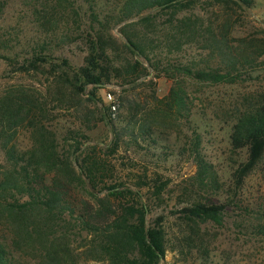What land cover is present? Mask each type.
I'll return each mask as SVG.
<instances>
[{
    "label": "trees",
    "instance_id": "1",
    "mask_svg": "<svg viewBox=\"0 0 264 264\" xmlns=\"http://www.w3.org/2000/svg\"><path fill=\"white\" fill-rule=\"evenodd\" d=\"M78 1L24 0V3L34 6V18L47 33L55 35L63 23L61 39L69 40L73 35L71 22L79 18L75 7ZM200 1L123 0L112 17L97 20V27H91L87 33L85 65L79 69L55 58L51 50L45 49L47 45L25 60L21 70L48 76L51 100L39 97L34 90L14 87L0 96V150L4 156L0 166V264H85L84 258L102 264H159L165 258L163 221L148 226V207L139 193L126 184L109 185L104 181L108 166L97 153L98 145H90V138L78 130H70L59 139L53 123L55 110L83 107L86 86L93 87L86 99L89 102L96 100L99 88L114 80L131 85L146 76L147 68L135 60L137 56L145 58L158 75L163 72L174 80L170 94L163 100L156 99L158 105L149 118L186 120L193 84L238 83L248 62L241 60V47L228 42L230 32L221 36L201 31L200 17L188 14ZM209 1L238 9L250 4V0ZM4 5L0 3V12ZM167 14L169 19L159 23ZM134 18L139 19L121 28L125 41L111 33L113 26ZM161 24V42L151 47L147 34H157ZM227 27L231 28L229 20L225 21L224 28ZM140 28H145L147 34L142 36ZM196 42L219 51L214 66L170 63V55L185 54ZM163 54L169 61L166 64L162 62ZM140 113L131 114L124 121L127 125L135 122L132 126H136L140 135L156 143L160 131L149 127L148 121L137 119L135 115ZM231 113V152L236 154L245 149L247 153L246 161L233 173L234 182L241 186L264 162V91L244 97ZM111 114L109 105L100 111V121L113 127ZM20 130L29 134L27 149L17 145ZM113 130L114 141L107 149L111 153L121 144V133ZM201 144L200 135L193 132L190 152L198 167V185L210 187L216 182L210 181L211 166L202 154ZM102 191L106 193L100 196ZM115 201L124 205L117 210ZM225 211L224 205L213 201L201 203L189 199L182 213L188 220L220 224ZM261 214L264 221V211ZM253 228L264 232V224Z\"/></svg>",
    "mask_w": 264,
    "mask_h": 264
},
{
    "label": "rangeland",
    "instance_id": "2",
    "mask_svg": "<svg viewBox=\"0 0 264 264\" xmlns=\"http://www.w3.org/2000/svg\"><path fill=\"white\" fill-rule=\"evenodd\" d=\"M0 3L5 4L0 12V96L14 87L34 90L39 97L51 100L48 76L21 70L25 67V60L39 54L41 47L47 45L45 49L51 50L55 58L66 60L74 69L81 68L87 55L84 46L87 33L91 32V27H97V20L107 15L112 17L123 0L76 2L79 18L71 22L73 35L69 40L68 37L61 39L63 23L59 24L60 29L55 35L43 30L34 18V6L24 0H0ZM149 13L145 12L141 17ZM188 14L200 17L202 32L209 30L214 35L230 32L228 42L233 47H241V60L248 64L238 83L193 84L190 86V114L186 120H164L162 116L149 118L158 100L170 94L174 80L163 72L158 75L159 72H155L145 58L137 56L135 60L147 68L146 76L131 85L114 80L96 91L95 101H86L93 91L92 86H86L82 108L55 110L54 130L59 139L70 130L88 136L90 145H98V155L106 160L108 168L104 181L109 185L126 184L139 193L148 207V226L163 221L167 252L159 264H264V232L253 228L264 224L261 214L264 211V162L241 186H237L233 173L246 161L247 153L244 149L233 154L230 147V116L234 107L244 97L264 91V0H250V4L241 9L201 0L188 10ZM138 19L113 26L111 33L121 42L125 41L122 26ZM168 19V14L164 15L159 23ZM226 20L231 28H224ZM159 28L157 34H147L145 28H140L142 36L147 34L151 47L161 42L162 24ZM153 54H150L152 59ZM219 55V51H211L203 42H196L187 48L185 54L170 55L168 59L174 64L192 62L203 67L206 63L214 66ZM168 59L162 55L164 64L169 62ZM108 93L112 94L117 105L116 112L112 111L113 103L107 99ZM109 105L113 112V127L100 121V111ZM139 111L141 113L135 115L137 119L148 121L149 127L160 131L156 143L150 137H142L136 126H132L135 122L127 125L124 121ZM114 128L121 133V144L111 153L107 149L114 141ZM193 132L201 137L202 154L211 166L210 181L216 182L210 187L198 185V167L190 152ZM16 141L19 148L27 149L30 146L28 132L20 130ZM3 162L0 150V166ZM105 193L102 191L100 196ZM189 199L224 205L226 211L220 224L188 220L182 211L188 206ZM121 202L115 201L117 210L124 205ZM83 261L85 264H102L85 258Z\"/></svg>",
    "mask_w": 264,
    "mask_h": 264
},
{
    "label": "built area",
    "instance_id": "3",
    "mask_svg": "<svg viewBox=\"0 0 264 264\" xmlns=\"http://www.w3.org/2000/svg\"><path fill=\"white\" fill-rule=\"evenodd\" d=\"M107 99H108L111 103H113L112 111H113V112H116V110H117V105L115 104V101H114L113 96H112L111 93H108V94H107Z\"/></svg>",
    "mask_w": 264,
    "mask_h": 264
}]
</instances>
